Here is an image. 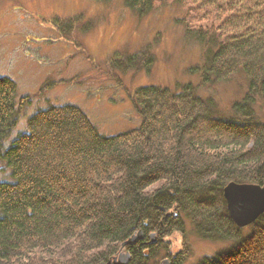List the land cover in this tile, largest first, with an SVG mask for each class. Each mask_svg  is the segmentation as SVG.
<instances>
[{"label":"trees","instance_id":"1","mask_svg":"<svg viewBox=\"0 0 264 264\" xmlns=\"http://www.w3.org/2000/svg\"><path fill=\"white\" fill-rule=\"evenodd\" d=\"M121 1L138 18L180 9L185 39L202 50L191 69L199 86L240 74L244 97L225 116L196 85L145 86L132 94L134 130L103 136L65 105L34 112L16 133L30 97L17 100L16 82L0 77V264H112L121 252L129 264H156L155 249L168 254L163 242L185 237L187 223L197 238L228 244L195 264H264V214L238 229L223 198L231 182L264 185V122L254 111L264 107V0Z\"/></svg>","mask_w":264,"mask_h":264},{"label":"rangeland","instance_id":"2","mask_svg":"<svg viewBox=\"0 0 264 264\" xmlns=\"http://www.w3.org/2000/svg\"><path fill=\"white\" fill-rule=\"evenodd\" d=\"M181 17L180 9L164 5L138 18L121 0H0V77L16 82L17 100L31 101L20 112L15 132L25 130L34 112L65 105L80 108L103 136L134 130L139 117L131 98L145 86L177 91L196 85L199 95L213 97L228 116L244 97L246 80L238 74L199 86L191 69L201 65L202 50L185 39ZM132 55L139 60L129 65ZM254 111L264 122V107L256 104ZM185 230V237L165 239L168 254L162 246L155 249L156 264L177 262L185 248L188 254L180 263L195 264L228 245L197 238L189 223ZM150 239L156 244L154 235Z\"/></svg>","mask_w":264,"mask_h":264},{"label":"water","instance_id":"3","mask_svg":"<svg viewBox=\"0 0 264 264\" xmlns=\"http://www.w3.org/2000/svg\"><path fill=\"white\" fill-rule=\"evenodd\" d=\"M223 198L228 216L238 229L249 227L264 214V185L231 182L224 187ZM142 239L143 235L139 232L122 244V248L131 246ZM129 262L130 256L127 252L121 253L112 260V264H129ZM164 264H167V262H164Z\"/></svg>","mask_w":264,"mask_h":264}]
</instances>
